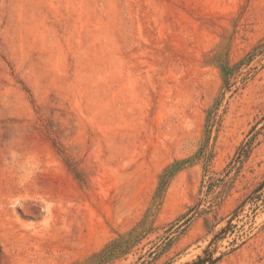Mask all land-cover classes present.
<instances>
[{
    "label": "rangeland",
    "instance_id": "1",
    "mask_svg": "<svg viewBox=\"0 0 264 264\" xmlns=\"http://www.w3.org/2000/svg\"><path fill=\"white\" fill-rule=\"evenodd\" d=\"M0 264H264V0H0Z\"/></svg>",
    "mask_w": 264,
    "mask_h": 264
},
{
    "label": "trees",
    "instance_id": "2",
    "mask_svg": "<svg viewBox=\"0 0 264 264\" xmlns=\"http://www.w3.org/2000/svg\"><path fill=\"white\" fill-rule=\"evenodd\" d=\"M0 258H1V248H0Z\"/></svg>",
    "mask_w": 264,
    "mask_h": 264
}]
</instances>
